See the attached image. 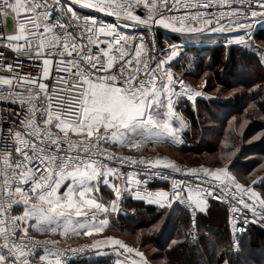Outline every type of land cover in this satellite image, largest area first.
I'll return each mask as SVG.
<instances>
[{
    "label": "built area",
    "instance_id": "built-area-1",
    "mask_svg": "<svg viewBox=\"0 0 264 264\" xmlns=\"http://www.w3.org/2000/svg\"><path fill=\"white\" fill-rule=\"evenodd\" d=\"M36 2L44 4V0ZM48 2L51 3V0ZM63 2L65 7L61 12L58 13L55 9L49 11L47 20L48 8L42 7L38 12L33 0H0V252L3 253V256L0 255V264H40V258H50L53 251L86 244H62L53 237L31 232L19 223L14 210L18 196H23L29 203L35 204L41 193L48 190L67 170L92 167L97 177L101 178L109 166L119 168L125 175L133 173L136 179L142 181L143 191L151 193L171 191V181L174 179L182 180L186 184L195 183L194 178L186 176L185 172L176 173L171 169H164L162 165L158 166L159 169H148L146 164L134 165L130 162L121 165L119 157L135 158L137 161L141 158L145 161L162 158L164 160L161 163H172L164 154L132 155L113 148L112 143L99 139L102 136L114 138L110 135L112 129L105 132L108 124L91 129L90 132L94 133L91 138L88 133L84 135L68 131V141L61 139L56 144L51 142L49 132L61 138L65 134L56 127L57 123L65 124L67 120L75 118L77 126H81L89 85L112 86L131 99H138L137 95L143 93V90L137 95L129 92L132 85L126 83L124 77L118 76L117 84L112 79V73L96 71L93 74L92 70L84 73L85 60H88L89 68L97 59L105 69L111 67L113 62L126 66L128 61L135 62L139 59L143 62L145 49L150 51L154 44V54L158 59L164 58L169 53L170 45H174L178 55L167 67L175 73L177 80L182 79L185 85L203 93L189 101L187 96L179 92L177 83L173 85V91H178L174 101L179 97L186 98L189 103L213 99L210 92L195 87L176 69L175 63L184 47L177 42L167 41L165 36L172 32L155 25V19L159 16L151 21L152 26L149 27L126 14V10H131L133 0H105V7L109 11H118V16L71 3V0ZM148 2L151 3L152 0ZM70 3L75 15L69 13L66 7ZM166 3L171 6L174 0H166ZM256 7L253 5V8ZM228 10L226 5H217L209 8L208 12ZM257 10L259 11L258 8ZM201 12L203 9H193L189 0L187 9H176L165 12L164 15L183 16L191 23V17ZM136 14L143 16L144 12L137 10ZM60 19L63 20V27L60 26ZM247 22L253 24L251 19ZM263 26L264 20L258 18L252 31L256 32ZM232 32L242 33L244 30L234 28ZM155 66L151 64V67ZM116 70L119 71V68ZM30 106L35 109L34 113L27 111ZM61 113L67 114L66 117L61 118ZM46 121H51V124ZM38 130L43 134L37 135ZM177 166L181 169L201 166L216 169L208 164ZM135 187L133 184V189ZM134 192L135 190L122 191L120 208L127 197L146 202L143 198H136ZM207 201L225 205L227 229L236 238L232 243L234 252L238 250L236 241L249 231L251 225L264 226V219L253 222L251 212L245 210L243 217L247 220L241 218L237 221V228L242 230L234 234L230 224L231 204L211 196L207 197ZM165 207L167 211L180 207L187 212L192 225L197 221V210L193 211L186 201H172ZM94 254L97 253L93 250L63 259L68 263ZM120 258L129 262L133 260L132 255L128 254Z\"/></svg>",
    "mask_w": 264,
    "mask_h": 264
},
{
    "label": "snow or ice",
    "instance_id": "snow-or-ice-1",
    "mask_svg": "<svg viewBox=\"0 0 264 264\" xmlns=\"http://www.w3.org/2000/svg\"><path fill=\"white\" fill-rule=\"evenodd\" d=\"M36 9L39 10L42 7H47L46 19L48 20V12L55 9L58 13L61 12L62 8L65 7L63 0H44V4L37 3ZM71 3L81 5L87 8L97 9L101 12H108L115 16L119 15L118 11H109L105 7V0H71ZM71 3L66 7L69 13L75 15L76 12L73 10ZM193 9H203L197 16L191 17L192 22L189 23L186 17L177 15H167L165 12L173 11L176 9H187L189 7V0H174L171 6L166 3V0H152L151 3L148 0H133L130 5L131 10H126V14L135 21H141L144 26H152L151 21L155 19V25L162 26L165 29H170L177 33H193L199 34L210 30L212 33H224L232 32V30H244L245 34L236 35L230 38L227 43H247L250 41L247 37L251 36V31L254 22L259 18L264 20V0H191ZM217 5L223 7L228 6V11H218L209 13V8H215ZM256 5V8H253ZM259 9V11L257 10ZM137 10L144 12V15H138ZM59 19V18H57ZM251 19L253 24H249L247 21ZM95 21V18L92 19ZM60 26L63 27V20H59ZM71 35V33H69ZM96 45V44H93ZM156 52L155 44L149 51L145 49L143 55L144 61L141 62L139 59L135 62L128 61L125 66L122 63L113 62L111 67L105 69L97 59L95 63L88 67V60H85L83 66V72L87 73L90 70L95 74L96 71L112 73V79L119 84L118 76L124 77L126 83H130L132 88L129 89L133 95H137L140 90H143L142 95H137L138 99L142 100L143 107L137 105L136 110L122 118H116L117 123H109L105 126V132H109L112 129L110 135L115 138L131 137L128 146L131 148H140L141 143L136 137L141 132H151L153 128L157 129L158 133H163L169 137H176L175 143H180L179 138L180 128H174L170 122L173 119V102L175 95L178 91H173V85L179 84V92L185 96L189 101L195 100L197 97L202 96L201 91H195L191 86L185 85L182 79L177 80L175 73L167 67L168 63L177 57L178 50L176 46L170 45L169 53L164 55V58H157L154 54ZM69 55H72L69 52ZM264 56V53H261ZM158 61V63H157ZM151 64H155V67H151ZM119 68V71L116 68ZM125 67L127 68V75H125ZM141 67L143 70H141ZM143 71V75L141 72ZM83 82V81H82ZM207 82L201 84V89L206 87ZM133 89L136 91L133 92ZM12 102V101H11ZM23 103V102H21ZM28 112L34 113L35 109L31 106L27 109ZM162 113L163 118H157L156 113ZM67 114L61 113L60 117L64 118ZM181 122L179 116L176 117ZM51 124V121H46ZM181 124V123H180ZM56 127L60 131L64 132V136H51V142L53 144L58 143L61 139L65 142L70 139L68 131H77V119L67 120L66 123L61 126L59 123ZM183 126L181 125V128ZM84 126L81 124L79 131H83ZM41 131H37V135H42ZM94 135L92 132H88V136L91 138ZM104 142L112 143L116 142L115 139H109V136H102ZM228 155V154H226ZM230 155L234 156L235 153ZM121 165L141 164L145 165L148 169H159L158 166H163L164 169H171L176 173L185 172L186 176L194 178L195 183H185L182 180L171 181V191H158L155 193L144 192L141 188L142 181L136 179L133 173L125 175L119 168L108 167L104 173V182L107 183L114 193L115 198L111 200L110 206L105 203L98 202L99 197H92L91 194L96 192L98 189L96 186L93 187H81L78 192L73 191L74 186L85 185L87 179H95V177H89L87 172L73 173L74 182L68 184V189L62 194L65 202L58 203L60 201V194L58 189L60 185H57L56 189H53L47 196H41V200L44 201L48 207L47 209H40L42 213L46 211V215L43 216L45 222L51 221L53 217H69L63 225V231H60L59 235H66L69 231H72L75 235L79 236L81 233L71 227L70 217L75 214L77 217L83 216L87 218L89 215L93 222H86L79 224V229L84 230L83 236L92 238L90 243L79 245L76 247H70L58 251H53L51 257H54V264H66L64 257H73L76 255H83L85 253L92 252L93 250L99 255L110 254L105 250V246H113L111 251L118 254L114 264H127V260H121L119 257L128 254L131 256L133 253L135 257L139 258V261H133L132 264H151V261L145 256V254L138 249L130 247L124 241L118 238L106 237L103 239L94 238V234H101L106 226L109 224L108 219H99L98 213H103L105 216L111 212H117L119 210V201L123 190H135L134 195L136 198H143L146 202H153L161 207L170 205L172 201L181 200L186 201L192 208L193 211L204 210L206 208L207 197L211 196L221 201H227L231 204L230 212V224L233 233L241 231L242 229L237 228V221L243 217L245 210L251 212L253 222L264 219V195L253 188V184L257 181L264 180V176H257L251 180L250 184H240L236 177H234L229 169L227 160L222 168L211 169L208 167H190L187 169H181L176 164L166 165L161 163L164 159L156 158L153 160L145 161L141 158L137 161L135 158L119 157ZM126 177V178H125ZM133 184L136 185L133 189ZM76 196H79L81 201L86 204H94L95 208L85 209L74 206V200ZM91 197V198H90ZM53 233H57V229H52ZM175 243V241H173ZM238 248V242L236 241ZM122 250V251H120ZM164 264V261H161ZM225 264H228L225 261Z\"/></svg>",
    "mask_w": 264,
    "mask_h": 264
},
{
    "label": "trees",
    "instance_id": "trees-1",
    "mask_svg": "<svg viewBox=\"0 0 264 264\" xmlns=\"http://www.w3.org/2000/svg\"><path fill=\"white\" fill-rule=\"evenodd\" d=\"M165 37L170 42L176 39L172 34H167ZM256 37L264 39V26L256 31ZM204 49L206 52L197 58L198 51L195 49V60H197L196 63H199L197 67L202 64V60L203 62L205 61L204 58L207 56V63L211 68L216 85L228 87L235 84L242 88V90L235 92L227 102H223L222 99L221 101L218 99L217 102L204 100L208 103L206 106L208 111L214 105L218 110L224 112L225 118L221 122V128L224 131L223 138H226L224 155L226 159H230L228 165L230 167L237 165L240 168L248 169V171L261 168L264 175V169L261 167V165L264 166V134L259 135L264 130V68L261 63L255 62L251 51L246 49H237L235 46L226 47L225 45L205 46ZM191 52L192 49L190 50ZM181 56L182 54L175 63L179 73L183 67ZM244 69L248 73L247 77H243L244 74L241 72ZM180 74L183 75L182 73ZM183 76L190 80L189 77ZM198 101L204 102L202 100ZM249 102L253 103L252 106H255V109L262 115V119L253 115L252 107H248ZM185 113L196 127L198 122L193 109L187 108ZM236 114L243 117L245 121L243 128L241 127L244 124L241 123L243 120L236 116L233 117ZM211 116L216 119L217 117L218 119L220 118L219 116L216 117L213 112H211ZM255 136L257 138L252 139ZM248 140L252 142L251 144H254L256 149L248 156H244V152L250 146V144L248 146L244 144ZM188 142V145H183L179 148V151L187 156L191 154V151H195L198 154L204 151L209 153L217 152L218 149L222 148L223 144L221 143L217 147L208 142L202 149L192 137L188 139ZM233 152L235 155H230ZM248 175L250 173L246 172V176ZM260 183L264 185V180L260 181ZM209 203L216 206L218 210L225 211V205L212 201H209ZM166 211L167 208L165 206L164 208L157 207L143 200L127 197L122 201L118 212H111L109 217L111 221L110 229L114 234L125 240L128 233L130 234L132 231L140 232L138 233L141 236L138 246L144 249L145 256L151 261V264H156V262L161 264V261H164V264H225V261L228 264H257V260H250V256L247 257V255H241V253L233 254L230 246L223 240L225 231H228L227 221H222L221 232L217 235V238L216 235H213L216 240L211 243L206 241L209 245L203 247L200 240L202 241L208 235L199 231L200 214L197 216L198 224L192 225L191 220L182 208L175 207L171 211ZM248 230L239 240L243 239L241 241H246V237L251 234L255 244H257V240L264 242V226L251 225ZM128 242L130 241L128 240ZM152 248L155 251H151ZM78 261H84L87 264H114V257L109 255L108 257L93 259L90 256Z\"/></svg>",
    "mask_w": 264,
    "mask_h": 264
},
{
    "label": "rangeland",
    "instance_id": "rangeland-1",
    "mask_svg": "<svg viewBox=\"0 0 264 264\" xmlns=\"http://www.w3.org/2000/svg\"><path fill=\"white\" fill-rule=\"evenodd\" d=\"M172 35L174 36L173 39L174 42H177L180 44V46L184 47V51L181 56L182 61V69L181 72L183 75L189 77L191 83L195 87H200L201 84H203L205 81L207 82L206 87L203 88L210 92L213 95V99L206 100L209 102H217L218 99L223 102H227L232 95L237 92L238 90H242L241 87L238 85H232L228 87L216 85L214 83L213 74L211 73V68L208 66L207 63V56L201 61V65L197 67L199 63H196L197 60H195L197 57H201L202 54H204L206 51L204 49L205 46H216V45H225L226 47L235 46L237 49L242 50H248L251 51L252 58H254L255 62L261 63V65L264 68V56H261V53H264V39L256 37V32L251 31V36L247 37V39L250 41V44L247 43H237V42H230L227 43V41L230 40L231 37L236 35H243L245 34V31L242 33H235V32H227V33H212L210 30L205 31L203 33L199 34H193V33H177L172 30H170ZM189 48V50H188ZM192 49V52L190 53V50ZM195 49L198 51V54L195 58ZM188 50V52H187ZM245 66V65H243ZM241 72L244 74L243 77H247L248 73L244 70H241ZM230 79V78H228ZM93 85V84H92ZM201 88V87H200ZM111 88L107 87L106 85L98 86L95 88H89L88 90V96L86 95V99L84 102V113L82 117V124L86 125L89 128H86V130L81 131L82 134H87L90 132L91 129L97 126H102L104 124L109 123H117L116 118H122L125 115H128L129 113H132L136 110L137 105H140L143 107L142 100L141 99H135V98H129L124 94V92H121L119 89L111 90ZM176 101V102H175ZM173 103V119L170 121L173 124L174 128H180L179 138L181 140L180 143H175L176 137H169L166 136L163 133H158L157 129L153 128L151 132H141L138 134L136 139H138L141 143L140 148H131L128 146L129 140H131V137H123V138H115L116 141L119 143L117 146V149H122L128 153H131L132 155H141V156H148L150 154H164L166 155L171 163L173 164H185V165H192V164H208L214 166L216 169L222 168L228 159H226V156L224 155V147L226 148V144L224 145V142L226 141V138L224 139V131L221 128V122H223L225 116L224 112L221 110H218L216 106L212 105L211 108H206L207 104L206 101L200 102L195 101L194 103H189L186 98H176ZM204 103V104H203ZM253 103L249 102L248 107H252L253 115L256 118H261V114L255 109V106H252ZM191 108L196 113L197 122L198 125L195 127L191 119L187 117L186 115V109ZM254 108V109H253ZM216 114V117L219 116L220 118L217 119L213 118L211 116V112ZM256 111V112H255ZM179 116L181 118V122L176 119V117ZM236 116L244 121L243 117L236 115H233V117ZM157 118H163L162 113L157 112L156 113ZM232 117V116H231ZM264 117V115H263ZM262 117V118H263ZM261 118V119H262ZM233 119V118H232ZM219 120V121H216ZM241 123H244L241 127L243 128L245 126V121ZM181 123V124H180ZM64 124H61L63 126ZM181 125L183 126L181 128ZM194 126V127H193ZM264 129V128H263ZM264 134V130L259 134ZM191 137L195 139L198 144L204 149V147L210 142L213 145H216L217 147L222 144V148L218 149L217 152H203V153H195V151H191V154L184 155L181 151H179L180 146L188 145V139ZM113 138V139H114ZM257 136H255L252 139H256ZM202 140V141H201ZM228 140V137H227ZM252 142L245 141V145H249V148L244 152V156H248L251 152H253L256 147L254 144H251ZM229 158V156H227ZM260 167V166H259ZM261 167L264 166L261 165ZM242 168V169H241ZM233 166L230 167L228 165V169L230 173L237 178L238 182L240 184L248 185L250 184L251 180L254 179L257 176H264L262 174L261 168L256 170H249L244 169L243 167ZM261 171L260 173H258ZM246 172H249L250 175L246 176ZM263 181V180H262ZM253 188L260 192L262 195H264V185L260 183V181H257V183L253 184ZM157 207H160L156 205ZM164 208V207H163ZM168 212V211H166ZM223 211L218 210L217 208L213 210L212 217L215 219H218V223H221L223 221ZM187 214V212H186ZM188 216V214H187ZM189 217V216H188ZM211 217V216H210ZM211 217V218H212ZM190 219V218H189ZM213 220V218H212ZM130 229V228H127ZM200 230V229H199ZM140 231V230H138ZM225 231V230H224ZM127 232H129L127 230ZM140 232L132 231L130 234H127L126 242L130 247H133L135 249H138L139 251L143 252L145 254L144 249L139 248L138 242H140ZM129 235V236H128ZM208 237H204V239L200 243L203 247H206V245H209V243L213 242L214 239H212L209 234H207ZM48 237H53L52 235H46ZM57 239L62 244H80L85 243L83 241H78L75 238H71V240H64L61 241L60 239L53 237ZM256 238V236H255ZM207 239V240H206ZM122 240H125L122 238ZM128 240L130 242H128ZM219 240V239H218ZM217 240V242H219ZM223 240L226 242L227 245L230 246V250L233 252V254L241 253L244 255H247V257L250 258V260L255 259L257 260V264H264V242L257 240L258 247L250 248L247 241V247H245L246 241H237L238 242V250L237 252L233 251V245L232 243L236 240L229 231H225V234L223 236ZM208 241V242H206ZM151 251H155L154 248L151 249ZM0 255L3 256V253L0 252ZM132 257H135L134 253L132 254ZM238 257V256H237ZM157 264V262H156Z\"/></svg>",
    "mask_w": 264,
    "mask_h": 264
},
{
    "label": "crops",
    "instance_id": "crops-1",
    "mask_svg": "<svg viewBox=\"0 0 264 264\" xmlns=\"http://www.w3.org/2000/svg\"><path fill=\"white\" fill-rule=\"evenodd\" d=\"M88 87L89 88L90 87L95 88L97 86L89 85ZM107 87L111 88L112 86H107ZM89 88H88V90H89ZM112 89L116 90L113 87H112ZM61 124H63V123H61ZM82 125L84 126V130H86V128H89L84 124H82ZM79 129H80V127L77 126V131H70V132L80 133L81 131H79ZM119 143L117 141L112 142V147L117 149V146ZM117 150H122V149H117ZM122 151H124V150H122ZM79 172H87L89 177L94 176L95 179H87L86 178L85 185L74 186L73 191L78 192L80 190V188L84 187V186L93 187V188L96 186V188L98 190L96 192H94L93 194H91V196L92 197H99L100 199H98V202L105 203V204L110 206L111 200L114 199L115 196H114L112 189L110 187H108L107 183L104 182V179H103L104 175L101 178H98L92 167H77L76 169H70V170H67L66 172H63V174L57 178V181L48 190L41 193V195L39 196V198L35 202V204L29 203L23 196H21V197L18 196V199L16 201V205L14 206V210L17 214L19 223L25 229H27L31 232L38 233V234H41L44 236H46V235L51 236L52 235L53 237H56L63 242H64L63 239H65V238H66V240H68V239L71 240V238H75L78 241L81 240L85 243H90L92 238L83 236L84 230L79 229V224L86 223V222H93L90 215L87 218H85L83 216L77 217L75 214H73L70 217L71 227L76 229L77 231H79L81 233L79 236L75 235L72 231H69L66 235H59L60 231H63V225L65 224L66 220L69 219V217H55L54 216L51 221L45 222L43 219V216L46 215L47 213H46V211L44 213H42L40 211V209L46 210L48 207V205L44 201L41 200V196H47V194H49L53 189L57 188V185H60V187L58 189V194H60V201H57V202L58 203H60V202L66 203V199L62 194L68 189L69 183L75 184L72 174L73 173H79ZM148 203L158 205V204L153 203V202H148ZM74 206L80 207V208H85V209L95 208L94 204H86L83 201H81L79 196H76V198L74 200ZM210 207H211V209H210ZM216 208H217L216 206L212 205V203H209V201H207L206 208L204 210H202V211L197 210V216L200 214L199 225H198L199 229H200L199 231L204 232L206 234H209V236L214 240H216L217 235L221 232L220 228H221V224H222V222L221 223L217 222L218 219H215L214 217H212L213 210H215ZM119 209H120V207H119ZM110 214H111V211L107 214V216H105L103 213H98V219L96 222L98 223L99 219H105L106 218V219H108L109 224L106 226V228L104 229V231L101 234H99V235L94 234V238L103 239L106 237H113V238H118V239L122 240V238L120 236L114 234L110 229V226H111V221L109 218ZM197 216H196V218H197ZM210 216L213 218V220ZM226 221H227V217H226V208H225V211L223 212V222H226ZM196 223L198 224V218H197ZM53 228L57 229V233L52 232ZM213 235H216V238H215V236L213 237ZM251 236L252 235L249 234V236L246 237V243L244 244L245 247H247L248 245L250 246V248L258 247L259 245L254 243ZM122 241H124L127 244L126 240H122ZM247 241H248V245H247ZM112 247L113 246H108V245L105 246V250L107 252H109L110 254H108V255L94 254L93 256H91V258L95 259V258H101V257H108L109 255H111L114 257V261H115V259H117L118 254L116 252L114 254L111 251ZM120 251H122V250H120ZM53 259H54L53 257L46 258L43 256L42 258H40V264H54ZM121 260H125V259H121ZM133 261H134V258H133L132 262ZM135 261H139V258H135ZM132 262H129L127 260V264H132ZM66 264H87V263L84 261H70Z\"/></svg>",
    "mask_w": 264,
    "mask_h": 264
},
{
    "label": "bare ground",
    "instance_id": "bare-ground-1",
    "mask_svg": "<svg viewBox=\"0 0 264 264\" xmlns=\"http://www.w3.org/2000/svg\"><path fill=\"white\" fill-rule=\"evenodd\" d=\"M96 86V85H95ZM89 88V87H88ZM88 88H87V90H86V92H87V95H88Z\"/></svg>",
    "mask_w": 264,
    "mask_h": 264
}]
</instances>
